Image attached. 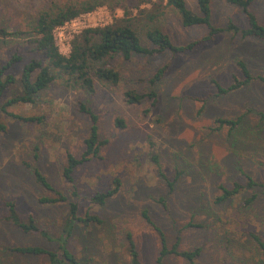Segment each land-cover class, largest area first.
<instances>
[{
  "label": "rangeland",
  "instance_id": "374dc122",
  "mask_svg": "<svg viewBox=\"0 0 264 264\" xmlns=\"http://www.w3.org/2000/svg\"><path fill=\"white\" fill-rule=\"evenodd\" d=\"M85 1L0 0V27L10 33L0 35V67L13 54H20L22 60L7 72L19 78L26 63L46 60L28 41L40 13H57ZM103 1L112 17L110 24L131 19L147 46L146 31L155 27L176 45L200 39L209 31L204 25L184 26L179 13L165 6L167 0ZM186 3L199 11L197 0ZM250 9L264 25V0L253 1ZM150 14L158 17L151 21ZM229 20L242 28L249 26L241 8L212 0L213 24L226 27ZM66 39L64 32L57 34L62 51L69 53ZM241 60L255 77L264 75V40L227 31L185 53L135 54L130 60L114 57L111 64L120 71V83L111 86L97 81L94 94L67 74H56L36 102L10 106L8 112L0 107V123L6 126L0 130V264H48L47 254H21L12 248L39 245L56 250L71 201H78L80 216L89 210L103 220L101 224L77 223L67 238L69 249L87 264H132L129 233L141 263L157 264L162 238L144 217L145 210L169 248L176 242L180 250L201 247L194 263L169 253L163 264H264V248L254 236L264 241V81L254 79L225 94H218L215 83L228 87L237 78L244 79ZM168 62L164 77L154 85L157 102L145 99L128 104L125 92L130 88L150 91V78ZM18 91V83L10 86L0 106ZM82 104L98 115L100 140L106 143L100 158L75 168L71 183L63 175L67 153L81 155L91 126ZM10 112L41 120L23 121ZM239 116L242 122L234 129L217 121ZM117 119L125 126H118ZM35 169L53 188L36 180ZM249 178L253 185L247 184ZM235 182L244 184L240 193L219 200L221 186L230 188ZM116 186L118 193L105 204L89 199ZM74 188L78 196L73 195ZM57 192L68 200L41 203V197H56ZM252 196L256 197L247 205ZM11 201L16 202L21 220L33 215L48 237L25 232L7 220Z\"/></svg>",
  "mask_w": 264,
  "mask_h": 264
},
{
  "label": "trees",
  "instance_id": "16d2710c",
  "mask_svg": "<svg viewBox=\"0 0 264 264\" xmlns=\"http://www.w3.org/2000/svg\"><path fill=\"white\" fill-rule=\"evenodd\" d=\"M152 0H144L145 3ZM227 3L237 6L243 10L248 17L249 26L242 28L233 20H229L226 27L216 26L212 22V0H197L199 11L196 12L188 7L186 0H167L166 7H173L180 15L182 23L186 27L190 26H207L208 33L202 38L189 42L183 45H176L172 42L170 36L163 32L160 28H151L146 31L147 40L150 46L144 45L135 29L131 19H117L115 22L105 25L89 27L77 34L71 42V50L68 55L60 51L54 36V29L57 26L64 24L66 21L75 18L84 12H90L97 7L103 6V0H87L76 5H68L59 9L57 13L42 12L32 30V36L28 39L29 43L33 45L34 49L44 54L46 60L33 59L26 63L22 68L21 75L17 78L12 73H7L14 65L22 60V56L18 53L13 54L9 60L0 67V101L4 97L6 90L14 85L19 84L20 91L13 96L7 98L1 107L3 111L7 108L21 103H34L37 101L40 93L46 90L50 84L56 79V74H67L71 80L78 83L88 94H94L97 91V81L105 83L106 85L117 86L121 81L120 71L111 64V59L117 56L123 57L125 60H130L135 54L153 56L162 54L164 52H171L172 54L185 53L192 51L198 45L204 42L214 40L215 36L222 32L240 33L243 38L256 37L264 40V25L261 24L250 7L255 0H226ZM115 6V5H114ZM113 6V7H114ZM116 7V6H115ZM141 12L148 13L147 9H141ZM158 17L157 14H150L149 20L154 21ZM1 36H9L10 33L3 27H0ZM15 35H22L16 32ZM244 79H236L228 87L222 86L215 82L218 88V94H225L238 89L246 83L254 79L264 81V75L254 76L247 66L246 62L241 60L238 62ZM170 63H166L159 67L154 76L150 78V91L139 92L135 88H130L125 92V100L128 104H139L145 99H151L153 104L157 102V91L154 88L156 82L162 79L169 67ZM153 87V88H152ZM82 110L88 113L91 118V126L88 136L84 140V151L79 157L72 153H67L66 165L63 170V175L68 182H73V172L75 168L93 158L101 157V146L106 141L100 140V131L98 123V115L94 113L85 104L81 105ZM15 118L23 121L36 122L40 121V117L23 116L9 113ZM218 123L221 125H228L231 129L239 126L242 122V116L237 119L218 118ZM116 124L124 127L125 124L122 119H117ZM6 126L0 123V130L4 131ZM155 159L157 157H154ZM36 180L46 186L53 188L51 183L47 180L38 169L34 170ZM117 185H118V181ZM172 184V183H171ZM248 185H253L252 178H249ZM244 187V184L235 182L232 187L221 186V196L219 200H224L235 196ZM119 188L116 186L106 192H97L95 195L89 197L92 203L100 205L105 204L106 200L116 193ZM56 197L43 196L40 198L41 203L56 204L61 201H67L68 198L64 194L57 192ZM73 195L78 196L76 188L73 190ZM256 196H252L246 200L249 205ZM8 214L6 219L11 221L15 226L25 232H38L43 236L48 237V232L41 228L35 221L33 215L29 216L27 221L21 220L16 202L11 201L7 203ZM70 212L66 220L63 234L59 241V247L56 250L46 249L39 245L16 246L12 250L21 254H47L49 257L48 264H87L85 261L78 258L67 246L69 236L77 223L80 224H101L103 220L96 213L89 210L85 216L79 215L78 201L69 202ZM144 217L155 226L157 231L161 234L162 248L157 259V264H163V258L169 253H176L189 262L194 263L196 258L201 253V247H196L192 250H180L178 242L172 248H169L166 243V238L162 230L150 218L147 211L143 212ZM255 239L260 246L264 248V241L257 235ZM129 252L131 255L132 264H142L139 259V253L136 245L129 233Z\"/></svg>",
  "mask_w": 264,
  "mask_h": 264
},
{
  "label": "built area",
  "instance_id": "2783aa9c",
  "mask_svg": "<svg viewBox=\"0 0 264 264\" xmlns=\"http://www.w3.org/2000/svg\"><path fill=\"white\" fill-rule=\"evenodd\" d=\"M111 19L112 17L110 12L108 11V8L106 6H100L93 11L81 13L75 18L66 21L64 24L57 26L54 29V36L56 39V43L60 48V51L65 55H68L70 53H64L62 51L61 44L57 40V34L61 35L63 32L66 34L67 39L65 40V44L67 43L68 49L70 51V39L75 37L77 34H80L86 28L108 25L110 24Z\"/></svg>",
  "mask_w": 264,
  "mask_h": 264
}]
</instances>
